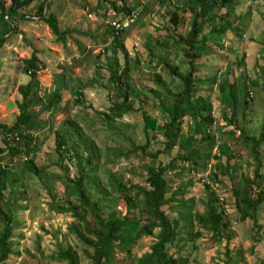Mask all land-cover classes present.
<instances>
[{"label": "rangeland", "instance_id": "374dc122", "mask_svg": "<svg viewBox=\"0 0 264 264\" xmlns=\"http://www.w3.org/2000/svg\"><path fill=\"white\" fill-rule=\"evenodd\" d=\"M2 1L10 6L12 0ZM144 1L145 5L140 6L139 0H127L128 6H140L142 12L138 20L140 22L122 32L121 36L125 50L129 55L130 68H132L130 85L141 89L138 95L140 98L137 96L135 107L138 108L140 101H143L145 110L157 121L156 129L149 131L151 136L156 135L153 140L154 144L147 149L150 155H155L164 148L166 143L162 131L163 128L165 129V124L169 122L171 113L163 111L158 100H154L145 91L149 88L158 89L160 99L167 109L173 107L175 99L163 88L154 84V70H150L151 65L147 62L146 57L151 49L158 55L169 54L172 64L179 66L181 72L185 73L189 65L183 52L174 48L173 38L185 36L188 33L189 19L181 22L179 30H176L170 21V12L177 6H183L184 0H142V2ZM42 2L43 0H36L26 9L20 10V14L24 15L25 19L15 21V32L10 34L6 43L0 47L1 107H4L8 101H12L13 104L17 100H22L19 84L26 83L31 79L23 72L22 61L25 58H30L34 52L37 53L41 61L40 64L44 66L43 71L39 74L41 83L39 95L45 96L47 99V96L54 93L61 84L64 85L59 108L54 112H44L37 118L40 130L34 132L38 148L35 162L42 171L43 177L39 179L34 176H26L24 180H17L16 185L20 192L25 189L28 192L26 196L18 198L15 230L12 238L14 253L8 264H65L52 260V257L57 254L59 246L72 247L80 258V264H94L86 256L85 245L79 240L74 230L76 227L83 232V226L71 213L59 214L56 212L58 205H68L69 202L78 204L76 195H72L70 189L67 194L65 192L67 175L71 178L77 175L76 159L64 161L61 166L56 165L59 158L56 152L57 133L66 129V123L73 120L83 128L86 138L90 137L96 142L100 151L104 150L106 144L111 147L112 145L116 146L117 143H123L126 148L132 149V143L137 146L147 143L144 131L145 122L141 113H131L126 118L116 121L114 129L111 130L108 125L106 126L102 122L100 116V113L107 111L115 100V92L109 86L110 75L106 68L110 62L109 58L112 56V46L114 45V37L110 28L115 18L108 10L109 4H106L105 0H52L49 12L58 16L61 31L68 32L66 42L63 43L58 42L50 27L36 16L37 8ZM228 10L229 8L222 10V15L226 16ZM217 11L218 9L213 7L204 17L209 18ZM229 13H231L229 20L240 23L243 27V38L239 39L228 33L227 42L222 43L224 47L229 48L228 50L209 47L207 54L195 64L198 69V77L203 79L201 93L208 97L213 106L212 113L216 117L214 129L217 144L213 150H210L207 145H201L197 140L194 143L196 149L194 152L197 153L198 150L204 149V152L207 153L209 150V161L211 160L210 164L214 166L217 162L215 155L219 154L223 147L229 146V153L223 155L221 159L225 166H229L231 174L236 179L227 175L220 176L217 181H213L211 177L207 178V172L196 175L189 169L181 170V162L178 163L177 171L168 172L167 178L170 193L176 192L178 200L189 197L188 199L201 201L202 205L195 204L191 211L186 210V213H191L193 216L205 213V204L210 198L205 185L206 183L212 185V191H215L217 197H220L221 201L225 203L224 208L230 218L231 233L228 230L226 233L227 235L230 233L232 237V253L235 251L234 254H237L244 262L249 259V256H256L251 253L252 245H256L255 248H258L259 245L264 247V204L260 211L259 224L256 227L250 220L246 222L239 220L233 196V189L241 175L244 173L253 177L254 170L258 166L255 156L244 147L243 142L236 136L238 129L245 128L248 134L258 137L264 122V1L236 0ZM168 39L170 40L164 44L165 47L162 48L158 45L159 42L165 43ZM244 56L246 66L241 70L236 67L235 78L241 81V77L245 75L249 81L258 82L260 87L256 90L253 89L256 93L255 101L244 113H242L244 108L241 106L242 95L239 97L238 115L232 117L234 102L229 96V91L222 93L220 87L226 78L228 66ZM120 57H123L121 53H119ZM138 60L140 61L139 67L136 65ZM67 78L70 82L66 81ZM163 79L173 91L180 87L179 80L172 78L168 71L163 72ZM76 82L91 85L84 90L85 103L78 107L74 105L76 98L73 93V91L79 92ZM44 101L47 103V100ZM43 107L44 104H37L31 110L39 113ZM18 108L17 105L11 107L19 114ZM231 118H233L232 122ZM15 119L10 115V110L1 112L0 109L1 123L10 127L14 124ZM45 123L48 125L46 126ZM193 132L194 124L189 120L183 127L182 138L186 140ZM200 137L196 136V139ZM4 146L0 133V148H4ZM178 152L177 147L171 154L161 155L159 162L169 163ZM235 152L239 153L236 157ZM259 153V159H264V145L259 148ZM133 154L130 161H123L124 163L119 166L109 165L108 169L115 173L125 172V182L144 184L146 166L150 165L153 159L143 156L142 151H136ZM26 156L23 153L11 160L9 155L3 154L0 164L8 169V176L15 175L17 177ZM229 157L232 159L228 161ZM129 170H135V173L131 174L128 172ZM5 193L9 198V190ZM174 204L175 202L166 205L164 210L171 220H179L178 213L181 210L184 211L182 208H186V206L181 203L179 206ZM131 213L132 217H140L138 209H133ZM144 224L145 220L140 225ZM179 227V235L185 244L183 245L185 250L180 253L176 248H173L170 253L174 254L181 264L225 263L227 258L224 253V256L210 257L217 253V243H221L223 249H226L225 239L212 242L210 234L204 232V237L192 242L190 230L193 228L183 221ZM193 230L194 232L201 231L196 226ZM158 232L159 230L156 231V233ZM248 235L254 238H246ZM154 242L155 239L152 237H144L135 241L132 244L131 254H128L122 249V245L117 243L113 262L115 264H139V260L150 253L151 245ZM193 245L196 246L194 249ZM88 251L89 254H93L92 249ZM255 253L260 254V259H254V264H264V248L255 251Z\"/></svg>", "mask_w": 264, "mask_h": 264}, {"label": "trees", "instance_id": "16d2710c", "mask_svg": "<svg viewBox=\"0 0 264 264\" xmlns=\"http://www.w3.org/2000/svg\"><path fill=\"white\" fill-rule=\"evenodd\" d=\"M34 1L36 0H12L11 5L7 6L5 1L0 0V47L6 43L10 34L15 32V21L25 19V16L20 14V10L26 9ZM235 1L184 0L183 6H177L170 12V21L176 30H179L183 20L189 19L188 33L185 36L173 38L174 48L183 52L189 65L185 73L181 72L179 66L172 64L169 54L158 55L151 49L146 57L147 62L151 65L150 70H154V84L163 88L175 99L173 107L167 109L160 99L158 89L149 88L145 91L154 100H158L163 111L171 113V118L162 131L166 143L164 148L155 155H150L147 149L154 144L153 140L156 135L151 136L149 131L156 129L157 121L145 110L143 101H140L138 108L135 107L141 89L130 85L132 68H130L129 55L122 41L123 31H118L111 25L114 45L112 46V56L109 58L110 62L106 68L110 75L109 86L115 92V100L107 111L100 113V116L102 122L112 130L116 121L126 118L131 113H141L145 122L144 131L147 143L142 146L132 143V149L126 148L123 143H117L116 146L112 145L111 147L106 144L104 150L100 151L96 142L90 137L86 138L83 128L73 120L66 123L67 128L58 132L56 138V152L59 155L56 165L61 166L64 161L76 159L77 175L73 178L67 175L65 192L67 194L70 189L71 194L76 195L78 201V204L69 202V206H56V212L59 214L71 213L83 226V232L76 227L74 230L79 240L85 245L86 256L94 264H113L117 243L122 245V249L128 254H131L132 244L144 237H152L155 242L151 245L150 253L144 255L143 259L139 260V264H181L175 255L170 253L173 248H176L180 253L185 250L183 246L185 244L179 235L181 221L193 229L195 226L201 229L196 232L193 229L190 230L192 242L204 237V232H208L214 241L225 239L226 264H231L233 243L229 229L230 218L224 208L225 203L221 201L220 197H217L215 191H212L210 183L205 185L210 198L205 204L204 214L193 216L191 213L181 211L179 220H171L164 207L176 202L177 193H170L167 174L169 171H177L179 162L182 164L181 170L189 169L196 175L210 170L209 179L211 177L213 181H217L220 176L227 175L236 179L231 174L229 166H225L221 159L223 155L229 153V146L223 147L219 154L215 155L217 162L211 169L209 168L211 165L209 150L207 153L204 152V149L198 150L197 153L194 152V150L196 151L194 143L197 140L201 145H207L210 150H213L217 144L214 129L216 117L212 113L213 106L208 97L201 93L203 79L198 77V69L195 64L207 54L209 47L228 50L229 48L222 44L228 39V33L233 34L236 38H243L244 31L240 23L229 20L231 16L229 10ZM51 2L52 0H43L37 8L36 16L50 27L58 42L65 43L68 32L61 31L58 16L49 12ZM126 2L127 0H105V3L109 4L108 10L115 19L130 14L133 9L138 8L130 7ZM213 7L218 9L217 13L205 18V14ZM228 8L226 16H223L222 10ZM169 40H166L165 43L159 42L158 45L163 48ZM119 53L123 55L122 58H119ZM40 62L36 52L30 58L23 59L22 70L31 79L27 84L19 87V93L22 96V100L17 101L20 115L10 127L0 123V133L5 145L4 148H0V159L3 154L9 155L11 160L23 153L27 155L17 177L15 175L8 176V169L0 164V264H8L14 253L12 238L15 230L18 198L26 196L28 192L27 189L20 192L16 185L17 180H24L26 176H34L39 179L43 177L42 171L35 162L38 148L34 132L40 130L37 118L44 112L57 110L62 97L64 86L62 84L54 93L47 96V99L45 96L39 95L41 89L39 74L44 69ZM136 65L139 67V60ZM245 66V56L228 66L226 78L220 87L222 93L229 91V96L234 102L232 117L238 115L239 97L242 95L241 106L244 108L242 112L244 113L255 101L256 93L253 89L256 90L260 87L258 82L249 81L245 75L241 77V81L235 78L234 70L237 68L241 70ZM164 71H168L172 78L179 80L180 87L176 91H173L163 79ZM214 82L216 81L214 80ZM76 85L79 92L73 91L76 98L74 105L78 107L85 103L84 90L91 85L79 82ZM138 97L140 98V96ZM44 100H47V103ZM37 104H44L39 113L31 110ZM189 120L194 124V132L184 140L182 131L185 123ZM230 121L232 122L233 118ZM45 125L47 126L48 123ZM196 136L201 137L196 139ZM236 138L242 141L244 147L255 156L258 166L254 170L253 177L243 173L236 187L234 186L235 209L240 221L250 220L257 227L260 211L264 204V159H259V148L264 145V122L258 137L251 136L245 128H241L237 130ZM177 147L179 152L169 163L159 162L161 155H169ZM136 151H142L143 156L153 159L151 164L146 166L144 184L125 182V172L115 173L108 169L109 165L119 166L124 163L123 161H130ZM234 154L236 157L239 153L235 152ZM231 159L232 157H229L228 161ZM128 172L134 174L135 170ZM7 190H9V198L5 193ZM182 202L186 206L183 209L191 211L196 200L190 199L188 202ZM187 206L189 207L187 208ZM133 209L140 211V217L131 216ZM143 220H145V224L140 225ZM157 230H159L158 233H156ZM227 230L230 232L229 235L226 233ZM255 246L251 250L253 254H255ZM195 247L193 245V249ZM90 249L93 250V254H89L88 250ZM52 260L65 264H80V258L72 247L59 246L57 254L52 257Z\"/></svg>", "mask_w": 264, "mask_h": 264}, {"label": "crops", "instance_id": "0c3cea01", "mask_svg": "<svg viewBox=\"0 0 264 264\" xmlns=\"http://www.w3.org/2000/svg\"><path fill=\"white\" fill-rule=\"evenodd\" d=\"M71 78H73V77H71ZM66 81L67 82H70V80L67 78L66 79ZM29 81H27L26 83H20L19 84V87L21 86V85H25V84H27ZM77 83V82H76ZM66 84H68V83H66ZM1 100H2V98L0 97V109H1V112H6V111H8V110H10V115H12L13 117H15L16 119H17V116H19L20 115V113L19 114H17L16 113V110L15 109H11V107H12V105L14 106V105H17V101H20V100H17L16 102H14L13 104L11 103L12 101H8L7 103H5V106L4 107H1ZM17 107H18V105H17ZM19 109V108H18ZM16 119H15V121H16ZM1 123V122H0ZM15 123V122H14ZM3 124V123H2ZM189 197H186L185 199H180V200H178V198L176 197V202H175V204L174 205H177V206H179L180 205V203L182 204L183 202L182 201H186V202H188L190 199H188ZM198 198V197H197ZM196 200V199H195ZM195 204H201L202 205V203H201V201L199 200V199H197L196 200V202H195ZM206 207V206H205ZM178 208V207H177ZM182 208V207H181ZM183 209V208H182ZM185 211H183V210H181V211H183V212H185L186 213V209H184ZM180 211V212H181ZM179 212V213H180ZM179 213H178V216H179ZM168 215V214H167ZM234 234V233H233ZM246 238H251V235H248ZM251 239H253V237L251 238ZM222 241V240H221ZM212 242H213V240H212ZM225 242H226V240H225ZM221 243H217L216 245L218 246H216L217 247V249H216V252L217 253H215V254H213L212 256H210V257H214V256H216L217 257V255H222V256H224V254L226 253V249H223L224 247H223V245L221 246L220 245ZM226 244V243H225ZM235 245H236V243H235ZM252 247H254V245H252ZM251 247V248H252ZM262 248H264L262 245H259V247L257 248L256 247V250L255 251H259L260 249H262ZM262 252V251H261ZM224 253V254H223ZM235 253V251L232 253V257H231V264H254V259H256V258H259L260 259V254H258L257 255V253H255L254 255H256V256H249V259L248 260H245L244 262H242V259L239 257V256H237V254H234ZM251 253H252V251H251ZM247 255V254H246ZM209 257V258H210ZM233 258V259H232ZM262 259V258H261ZM224 264H226V261H225V263Z\"/></svg>", "mask_w": 264, "mask_h": 264}, {"label": "built area", "instance_id": "2783aa9c", "mask_svg": "<svg viewBox=\"0 0 264 264\" xmlns=\"http://www.w3.org/2000/svg\"><path fill=\"white\" fill-rule=\"evenodd\" d=\"M139 3L141 5H145V1L140 2L139 0ZM139 4V5H140ZM140 5V6H141ZM140 6L136 9H133V11L130 13V14H127V15H124L123 17L121 18H117L115 19L113 22H112V26L118 30V31H126L128 29H130L131 27H133L134 25H136V23L138 22V20L140 19V16H141V9H140ZM212 165H209V168L211 169ZM210 175V170L207 172L206 176L207 178L209 177ZM223 200V199H222Z\"/></svg>", "mask_w": 264, "mask_h": 264}]
</instances>
